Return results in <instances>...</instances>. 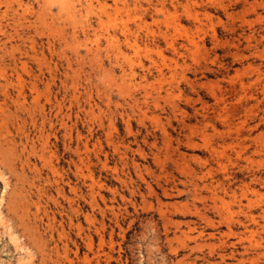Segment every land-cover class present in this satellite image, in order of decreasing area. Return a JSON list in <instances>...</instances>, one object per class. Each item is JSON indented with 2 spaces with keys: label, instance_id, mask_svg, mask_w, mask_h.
<instances>
[{
  "label": "rangeland",
  "instance_id": "1",
  "mask_svg": "<svg viewBox=\"0 0 264 264\" xmlns=\"http://www.w3.org/2000/svg\"><path fill=\"white\" fill-rule=\"evenodd\" d=\"M263 229L264 0H0V264H264Z\"/></svg>",
  "mask_w": 264,
  "mask_h": 264
},
{
  "label": "bare ground",
  "instance_id": "2",
  "mask_svg": "<svg viewBox=\"0 0 264 264\" xmlns=\"http://www.w3.org/2000/svg\"><path fill=\"white\" fill-rule=\"evenodd\" d=\"M35 86V85H34ZM48 168H49V166H48ZM83 177V176H82ZM92 183V182H91ZM100 184V183H99ZM71 189V188H70ZM97 189V188H96ZM102 189V188H101ZM93 190V189H92ZM59 191V190H58ZM76 191V190H75ZM91 192V191H90ZM90 192H89V194H90ZM57 193V192H56ZM59 193V192H58ZM61 194V193H60ZM76 194V193H75ZM80 194V193H79ZM92 194V193H91ZM73 195V194H72ZM82 195V194H81ZM93 195V194H92ZM91 196V195H90ZM100 197V196H99ZM92 198L94 199V197L92 196ZM92 199V200H93ZM114 199V198H113ZM197 199V198H196ZM72 200V199H71ZM76 200V199H75ZM73 201V200H72ZM146 201V200H145ZM159 201V200H158ZM69 202H71L70 200H69ZM74 202V201H73ZM92 202H94V201H92ZM131 203V202H130ZM97 205V204H96ZM69 206H71V205H69ZM222 207H223V210L225 209H227V211L228 212H230L231 210H230V207L229 206H227L226 204H224V203H222V205H221ZM69 208V207H68ZM117 209V208H116ZM126 209V208H125ZM216 209H218L219 210V207H216ZM69 210V209H68ZM72 210V209H71ZM73 210H75V209H73ZM93 210V209H92ZM76 211V210H75ZM117 211V210H116ZM125 211V210H124ZM127 211V210H126ZM160 211H161V209H160ZM69 212V211H68ZM103 212V211H102ZM73 213V212H72ZM105 212H103V214H104ZM185 213V212H184ZM190 213V212H189ZM162 214H164V213H162ZM172 214V213H171ZM59 215V214H58ZM69 215V214H68ZM161 215V214H160ZM202 215V214H201ZM60 216V215H59ZM69 217V216H68ZM163 217V216H162ZM165 217V216H164ZM90 218V217H89ZM88 218V219H89ZM68 219V218H67ZM92 219H94V217L92 218ZM162 219V218H161ZM164 219H166V218H164ZM254 219H256V218H254ZM49 220V219H48ZM64 220V219H63ZM167 220V224H169L168 222H171V221H168V219H166ZM166 220L164 221L165 223H166ZM230 220V219H229ZM90 221V220H89ZM226 221V220H225ZM163 222V223H164ZM51 223V222H50ZM164 223V224H165ZM59 224V223H58ZM68 224H70V223H68ZM173 224V223H172ZM181 225V224H180ZM71 226V225H70ZM81 226V225H80ZM102 226V225H101ZM100 226V227H101ZM164 226V225H163ZM48 227V226H47ZM79 227V226H78ZM100 227H98V228H100ZM177 227V226H176ZM55 228V227H54ZM60 228V227H59ZM178 228V227H177ZM61 229V228H60ZM91 229V228H90ZM179 229V228H178ZM260 229V228H259ZM53 230V229H52ZM74 230V229H73ZM77 230V229H76ZM106 230V229H105ZM182 231V230H181ZM180 231V232H181ZM263 231H264V229H263ZM70 232V231H69ZM91 232V231H90ZM262 233V232H261ZM264 233V232H263ZM51 234V233H50ZM86 234V233H85ZM189 232L188 233H182L181 235H182V239H183V241L181 240V247H183V248H187L188 246L186 245V243L184 242V240H190L191 238H190V236H189ZM226 234V233H225ZM250 234V237H252V238H254L252 235V233H249ZM230 235V234H229ZM228 235V236H229ZM231 235H232V233H231ZM199 236H202V233H199ZM175 237H177V236H175ZM179 237V236H178ZM177 237V238H178ZM68 238V237H67ZM251 238V239H252ZM58 240H59V238H58ZM57 240V241H58ZM192 240V239H191ZM247 240V239H246ZM249 240V239H248ZM264 240V239H263ZM62 241V240H61ZM68 241V240H67ZM245 241V240H244ZM71 242H73L74 243V241H71ZM169 242V241H168ZM252 241L250 240L249 241V244L252 246V243H251ZM255 242V241H254ZM95 243V242H94ZM171 243V242H170ZM168 244V243H167ZM180 244V243H179ZM226 243L225 242H223V243H221V246L222 247H224V245H225ZM86 245V244H85ZM169 245L170 244H168V247H169ZM199 245V244H198ZM215 245V244H214ZM92 241H90L89 240V245H88V252H92ZM197 246V245H196ZM256 246V245H255ZM254 246V247H255ZM73 247V246H72ZM172 247V246H171ZM201 247V246H200ZM205 247V246H204ZM207 247V246H206ZM257 247H259L258 245L256 246V248ZM194 248H196V247H194ZM216 248H219V247H215V246H210V244L208 245V249H209V253H210V255L211 256H213V254L215 253L217 256H218V259H219V262L217 263V264H227V261H229V260H233V259H235V255L236 254H234L233 252L230 254V255H223V254H220V253H217V252H215V249ZM221 248V247H220ZM263 248V247H262ZM172 249V248H171ZM174 251L175 250H177V249H173ZM66 251H67V249H66ZM169 251H170V249H169ZM192 251H193V249H192ZM218 251V250H217ZM220 251L221 252H224V250H222V249H220ZM235 251V250H234ZM245 251V250H244ZM63 252V251H62ZM172 253V252H171ZM246 253V252H245ZM68 255V254H67ZM96 255H98L97 256V259H100L99 257H101V256H103L105 259H106V264H110L111 263V257L109 256V253L108 254H104V249H103V247L102 246H100L99 247V250L97 251V253H96ZM58 256V255H57ZM264 256V255H263ZM91 257V256H90ZM58 258V257H57ZM120 258V257H119ZM60 259V258H59ZM55 260V259H54ZM81 261V260H80ZM85 263L86 264H92V262H91V260H89L87 257L85 258ZM234 261V260H233ZM237 261V260H236ZM240 262H238V263H240V264H245V262H247V261H243V260H239ZM52 262V261H51ZM55 262H57V259H56V261ZM59 262V261H58ZM49 263V262H48ZM237 263V264H238ZM96 264H99V261L98 262H96ZM248 264H256V261L255 260H248Z\"/></svg>",
  "mask_w": 264,
  "mask_h": 264
}]
</instances>
